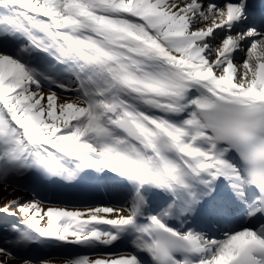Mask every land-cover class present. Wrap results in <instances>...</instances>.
<instances>
[{
    "label": "snow or ice",
    "instance_id": "6c2138e0",
    "mask_svg": "<svg viewBox=\"0 0 264 264\" xmlns=\"http://www.w3.org/2000/svg\"><path fill=\"white\" fill-rule=\"evenodd\" d=\"M254 8L0 0V186L92 179L126 204L21 205L0 264L34 245L125 241L65 264H264V0ZM237 217L258 222L228 227Z\"/></svg>",
    "mask_w": 264,
    "mask_h": 264
},
{
    "label": "bare ground",
    "instance_id": "6f19581e",
    "mask_svg": "<svg viewBox=\"0 0 264 264\" xmlns=\"http://www.w3.org/2000/svg\"><path fill=\"white\" fill-rule=\"evenodd\" d=\"M222 36L223 32H221L220 37L216 38V44L220 43ZM40 55L44 56L45 54ZM237 55L238 58L242 57L239 62H242L246 58L244 52H239ZM44 91L47 93V87L44 88ZM57 93L62 99L67 95L63 90L57 91ZM66 162L69 166H73L75 163L71 158H68ZM13 200H15L16 203L12 204V210L17 214L15 216L0 214V233L2 235L12 233V226L1 227L5 222L14 223L15 226H17L16 224H23V216L17 210L21 205H26L32 200L43 201V206L45 208L49 206H57L67 207L69 210H84L92 206L126 207L124 195L122 193L116 191L110 193L108 188L103 187L102 184L98 187L97 182L92 179H86L79 183L57 179L56 182H49L44 185H38L32 180H22L14 189L8 187L6 191L0 186V207L5 206L9 201ZM163 200L164 198H157V204H162ZM172 223L176 224V222ZM253 224L254 221L244 222V226L248 227L253 226ZM100 227L106 228L107 226L101 225ZM9 241L10 240H8V242ZM53 244L54 245H34L31 248L34 250L33 253H19L18 258L13 261V264H22L20 257L32 260L35 264H39V261L42 260L51 261V264H65V261L69 258H74L73 255L75 254L97 256L100 254L107 255L110 252L131 250V245L127 246L124 245V243L112 247L100 245L95 248H88L82 245L64 244L63 242ZM53 246H59L62 248L54 250Z\"/></svg>",
    "mask_w": 264,
    "mask_h": 264
},
{
    "label": "rangeland",
    "instance_id": "374dc122",
    "mask_svg": "<svg viewBox=\"0 0 264 264\" xmlns=\"http://www.w3.org/2000/svg\"><path fill=\"white\" fill-rule=\"evenodd\" d=\"M242 57H239V61H240V59H241ZM56 91H60V89H55ZM11 235L9 234V235H5L4 237H2L1 238V241H3L4 242V240L6 239V240H9V239H11V237H10ZM7 245V243H4V245L3 246H6ZM1 246V245H0ZM22 252H30L29 250H23ZM14 254H16V252H14Z\"/></svg>",
    "mask_w": 264,
    "mask_h": 264
}]
</instances>
